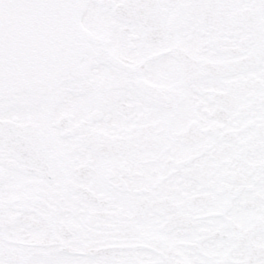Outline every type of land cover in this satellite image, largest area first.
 <instances>
[{
	"label": "snow or ice",
	"instance_id": "6c2138e0",
	"mask_svg": "<svg viewBox=\"0 0 264 264\" xmlns=\"http://www.w3.org/2000/svg\"><path fill=\"white\" fill-rule=\"evenodd\" d=\"M0 264H264V0H0Z\"/></svg>",
	"mask_w": 264,
	"mask_h": 264
}]
</instances>
